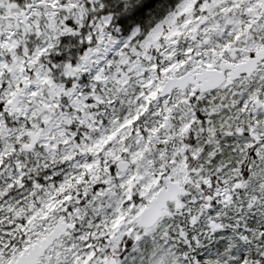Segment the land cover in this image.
Listing matches in <instances>:
<instances>
[{
	"label": "snow or ice",
	"instance_id": "1",
	"mask_svg": "<svg viewBox=\"0 0 264 264\" xmlns=\"http://www.w3.org/2000/svg\"><path fill=\"white\" fill-rule=\"evenodd\" d=\"M0 264H264V0H0Z\"/></svg>",
	"mask_w": 264,
	"mask_h": 264
}]
</instances>
